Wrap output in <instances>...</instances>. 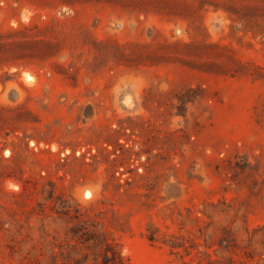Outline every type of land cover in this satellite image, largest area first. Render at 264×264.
<instances>
[{
    "label": "rangeland",
    "instance_id": "obj_1",
    "mask_svg": "<svg viewBox=\"0 0 264 264\" xmlns=\"http://www.w3.org/2000/svg\"><path fill=\"white\" fill-rule=\"evenodd\" d=\"M0 264H264V0H0Z\"/></svg>",
    "mask_w": 264,
    "mask_h": 264
},
{
    "label": "bare ground",
    "instance_id": "obj_2",
    "mask_svg": "<svg viewBox=\"0 0 264 264\" xmlns=\"http://www.w3.org/2000/svg\"><path fill=\"white\" fill-rule=\"evenodd\" d=\"M33 84V83H32Z\"/></svg>",
    "mask_w": 264,
    "mask_h": 264
}]
</instances>
